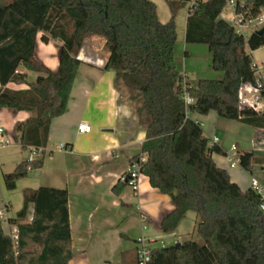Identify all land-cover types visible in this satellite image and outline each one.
Instances as JSON below:
<instances>
[{"label": "trees", "instance_id": "16d2710c", "mask_svg": "<svg viewBox=\"0 0 264 264\" xmlns=\"http://www.w3.org/2000/svg\"><path fill=\"white\" fill-rule=\"evenodd\" d=\"M165 1L170 17L162 22L153 0H0V108L31 111L15 125V132L21 147H43L35 158L4 172V185L13 189L18 179L42 166L49 124L65 111L81 63L78 51L85 37L101 35L108 50L105 67L114 70L121 95L130 92L145 130L133 164L174 204L161 229L171 232L188 210L196 213L194 232L200 240L190 237L151 246V264H264L259 194L251 186L242 189L216 164L212 154L225 151L217 142L210 144L201 122L189 116L215 111L264 128V111L238 104L240 85L256 82L249 50L264 45V32H237L220 16L228 0ZM185 6V41L207 44L211 67L222 71V77H201L191 85L178 69L176 15ZM263 7L264 0L236 1V11L247 16ZM39 31L42 40L62 41L55 71L35 55ZM19 66L38 75L27 81V72ZM10 81L27 87L10 88ZM185 93L191 102L185 101ZM255 162L264 166V156L240 152L243 169L250 172ZM126 183L118 179L112 190L118 194ZM9 220L17 223V238L4 230L0 219V264H67L71 247L65 187H25L22 205Z\"/></svg>", "mask_w": 264, "mask_h": 264}, {"label": "crops", "instance_id": "0c3cea01", "mask_svg": "<svg viewBox=\"0 0 264 264\" xmlns=\"http://www.w3.org/2000/svg\"><path fill=\"white\" fill-rule=\"evenodd\" d=\"M153 1L159 20L167 21L170 10L166 1ZM262 10L264 11V7ZM187 13L188 6H185L176 15L177 40H181L183 47L185 46L184 59H180L179 54L175 53L178 69L186 75V81L191 85H195L201 77H222L223 72L212 71L208 63L201 68L200 66H204L203 58L201 65L196 63L194 67L188 68L190 44L196 43L186 42L184 39ZM220 16L229 21L231 10L227 8L221 11ZM42 33L38 32L35 55L55 71L62 41L51 37L42 40ZM205 45V60L208 61L209 49L207 44ZM192 46L194 49L195 45ZM258 48L252 51V55ZM80 50L89 59H81L65 111L51 119L42 166L30 170L27 177L16 181L15 188L10 189L8 194H2L6 201H3L0 195L3 204L8 207V219L3 223V228L9 233L16 230L17 223L10 222L9 218H15L16 211L21 207L25 187H65L68 196L71 247V258L67 264H134L138 238L143 237L150 246H157L192 237L196 213L188 210L175 230L164 232L161 229V221L174 208V204L169 194L150 184L147 175L139 173L136 185L127 182L118 194L112 190V186L122 174L131 168H137L132 159L140 153L145 130L131 105L130 92L126 91L121 95L114 84V70L105 67L108 57L105 39L101 35L87 36ZM253 57L264 59L263 55ZM188 69L196 73L192 80L188 76ZM19 71L27 72V81L34 80L38 75L23 66H19ZM7 85L14 89L27 87L25 82L10 81ZM31 114L28 110L1 107L0 126L6 135L16 137L15 125ZM189 116L201 122L207 136H218L216 142L225 154L213 153L212 157L217 165L228 171L231 179L242 189L249 187L251 175L264 182V166L260 163L253 164L252 170L248 171L249 177L237 172L235 166L229 165L227 154L230 152V146H223L221 142V130L218 127L220 116L215 111H209L208 114L189 112ZM80 121L88 122L91 129L88 132H78L76 126ZM60 143L64 144L63 148L58 147ZM249 150L264 156V128L256 127L253 147ZM140 157L144 158V155L141 154ZM16 189L19 196L14 204L11 194Z\"/></svg>", "mask_w": 264, "mask_h": 264}, {"label": "built area", "instance_id": "2783aa9c", "mask_svg": "<svg viewBox=\"0 0 264 264\" xmlns=\"http://www.w3.org/2000/svg\"><path fill=\"white\" fill-rule=\"evenodd\" d=\"M236 1L237 0H228L223 10H226L227 8L231 10L229 22L234 26L237 32L245 35V29L253 27L255 30L264 25L263 10H261L254 16H247L242 11H236ZM241 5H243V3H241ZM252 51L253 50H249L251 55ZM77 57L80 58L78 54ZM251 66L256 75V82H246L240 85L238 89V104L239 107H248L256 112H262L264 111V94L261 92L262 86L264 84V59L258 60L252 55ZM184 98L187 103L192 101V98L187 93L184 94ZM76 129L78 132H88L91 129V125L86 121H80L77 123ZM217 139V135L210 137V144L215 143ZM9 143L10 138L4 133L3 127L0 126V146H6ZM58 147L63 148L64 144L60 143ZM29 148L31 150V153L28 156L29 159L35 158L37 154L43 149V147L36 148L34 146H30ZM227 159L231 167L239 165L240 152L237 151V145L235 143H231L230 152L227 154ZM138 175L139 172L137 171V168H131L127 173L122 174L120 179L125 180L135 186L137 183ZM249 186H251L259 194V206L261 210L264 211V182L257 176L251 175ZM0 219L4 222L8 219L5 204H3L2 206L0 205ZM10 234L14 240L17 238L16 230H13L12 232H10ZM136 257V264H151V246L143 237H140L136 240Z\"/></svg>", "mask_w": 264, "mask_h": 264}, {"label": "rangeland", "instance_id": "374dc122", "mask_svg": "<svg viewBox=\"0 0 264 264\" xmlns=\"http://www.w3.org/2000/svg\"><path fill=\"white\" fill-rule=\"evenodd\" d=\"M252 30H254L253 27L245 29L244 30L245 35L248 36V34L250 32H252ZM186 45H188V44H186ZM190 45H191L189 48L190 56H187L188 57L187 61L189 64L188 68L194 67L196 63L198 65H201L202 61L204 59V61H203L204 66H200L201 68L205 67V65L208 63L209 64L208 67H210V69H212V71H217L211 67L210 51H209V56H208L209 60L208 61L205 60V55H207V52H206V48H205L206 45L204 43H196V44H190ZM192 45H195L194 49H193ZM198 47H200V48H198ZM184 48H185V46L183 47V43L181 42V40H179V41L177 40L175 53L177 52L179 54L180 59L181 58L184 59V56H183ZM78 55H79L80 59H89V57L84 55V52H82L81 50L78 52ZM253 55L255 57L256 56L259 57L261 55L264 56V47L260 46L258 48V50H256L254 52ZM180 62H182V61H180ZM188 70H189L188 76H189L190 80L194 79L196 77L195 71L192 69H188ZM218 127L221 130V137H222L221 142L223 143V146H230L231 143H235L237 145V148H238L237 150H249L253 147V140H254V135L256 132V127L254 125L244 123V122H241V121L236 120V119H229V118H225V117L220 116L219 120H218ZM7 136L10 138V143L6 146H0V195L1 196L4 193L8 194L9 190H10V189H7L4 185L2 173L9 172V171L13 170V168L16 166V164L18 162H20L24 158H27L28 155L31 153L30 148H23L20 146V143L18 141L17 136L16 137L13 135H7ZM235 169L239 173H243L244 175H246L248 177L250 176V173L248 171H246L245 169L241 168L239 165L235 166ZM11 195H12L11 198H12L14 204H16L18 196H19L18 190L16 189V190L12 191ZM1 198H3V201H6L3 196ZM3 201H2V199L0 200L1 206L4 203ZM3 223H4V221H3ZM192 238H194L196 240H200L199 236L195 232H194ZM180 240H182V239L180 238Z\"/></svg>", "mask_w": 264, "mask_h": 264}, {"label": "water", "instance_id": "95a60500", "mask_svg": "<svg viewBox=\"0 0 264 264\" xmlns=\"http://www.w3.org/2000/svg\"><path fill=\"white\" fill-rule=\"evenodd\" d=\"M256 33L262 34L264 32V25L255 30Z\"/></svg>", "mask_w": 264, "mask_h": 264}]
</instances>
